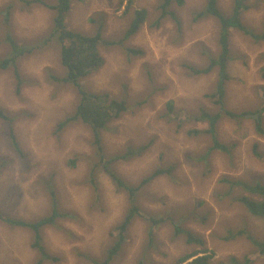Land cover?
I'll return each mask as SVG.
<instances>
[{
    "label": "rangeland",
    "instance_id": "1",
    "mask_svg": "<svg viewBox=\"0 0 264 264\" xmlns=\"http://www.w3.org/2000/svg\"><path fill=\"white\" fill-rule=\"evenodd\" d=\"M26 1L0 0V61L11 52L9 35L35 47L17 60L20 80L14 67L0 70V109L9 118H0V214L39 220L50 215L55 193L65 217L58 220V227L42 230L41 245L57 261L42 259L31 229L0 220V264L40 260L42 264H97L117 238L116 226L130 206L129 198L102 166L97 168L96 188L89 183L90 161L99 158L88 124L77 121L59 130V124L75 112L78 89L57 79L66 74L60 43L53 39L45 44L55 12L42 5L29 7ZM129 2L74 1L66 19L69 29L85 34H94L104 24L105 42L114 43L101 45L104 65L81 82L90 93L124 100L129 108L102 132L106 159L153 142L144 152L114 163V171L138 185L157 168L173 167V174L156 177L145 186L139 199L142 214L129 227L126 244L111 264H138L145 256V264H174L197 249L212 253L214 264H232L234 257L239 264L248 260L264 264L246 236L229 237L230 230H245L264 238V221L237 200L245 190L230 184H264V133L256 131L253 118L226 115L218 125V137L233 150L231 154L217 150L206 157L212 145L204 132L208 123L192 118L219 111L209 97L218 69L210 74H195L191 69L205 68L218 53L219 23L215 18L195 21L206 0H185L183 6L172 8L183 20L181 26L168 20L160 28H151L160 0H133L125 13ZM233 2L219 0V5L230 13ZM247 4L243 23L264 32V0H247ZM143 8L150 12L148 24L126 37L134 11ZM230 54L226 109L243 114L263 108L264 42L255 43L232 30ZM13 132L19 149L12 143ZM256 144L261 158L253 151ZM154 216L171 217L205 245H189L170 219L153 228L150 218Z\"/></svg>",
    "mask_w": 264,
    "mask_h": 264
},
{
    "label": "trees",
    "instance_id": "2",
    "mask_svg": "<svg viewBox=\"0 0 264 264\" xmlns=\"http://www.w3.org/2000/svg\"><path fill=\"white\" fill-rule=\"evenodd\" d=\"M74 1L83 2L84 0H57L55 4L47 3L44 0H28L26 4L30 7L33 5H42L52 10L54 13V26L51 31V35L45 40V44H48L53 39L61 45V60L62 64L66 68V74L63 77H58L57 79L61 83H71L77 89L79 93L78 104L76 106L75 112L68 116L64 121L59 124V130H63L74 122H83L88 124L94 133V143L96 146L95 154L99 160L94 159L90 161V167L92 175L90 177V184L93 186L95 184L96 188V175L97 168L103 167L108 171L112 180L115 182L117 189L121 192H125L129 198V208L126 211L122 221L116 226L118 231L117 238L114 244L107 251L103 260L98 261L97 264H111L122 252L126 241L127 232L133 221L140 217L142 212L139 207V199L141 193H144L145 186L148 185L154 178L162 177L164 175L173 174V167L168 168H157L154 173L148 178L142 180L138 185L131 184L118 175L114 169L113 164L121 159H126L135 154H140L147 150L151 145L144 146L138 149V151L130 150L127 154L123 156H115L111 159H106L103 151V141L102 132L106 130L109 125L119 119L123 114L128 112L129 108L124 100H118L104 94H94L85 90L81 82L90 74L94 73L104 65V57L101 53V45L108 44L112 45L113 42L107 43L104 40V24H99L94 34H85L82 32H75L66 26V19L68 13L72 9V4ZM133 0H130L129 6L127 7L125 13L130 12V7ZM34 3V4H32ZM185 0H160L158 4V17L151 19V28H160L166 21L172 20L176 25H182L183 20L178 16L175 10H173L174 5L183 6ZM250 6L247 4V0H234L233 7L230 13L223 11L219 5V0H206L205 7L195 14V21L201 19L215 18L220 25V31L218 34V45L219 51L215 56L209 58V64L203 69H196L191 67L195 74H210L215 69H218V79L214 93L209 95L215 105L219 106V111L216 113H209L204 111L201 117H192L193 119L206 121L208 123L207 128L204 132L208 133L211 137L212 145L210 146L206 157L212 155L215 151L221 150L225 153L231 154L232 146L221 143L218 137V125L221 123L223 118L227 115L233 118H243L246 115H259L258 119H255L256 131L260 134L264 133L263 128V116L264 111V86H261V99L263 102V108L249 112L238 114L226 109V89L230 81V74L228 72V67L230 65V37L232 30L239 31L245 36L251 38L255 43L264 42V32L257 33L254 29L246 26L243 23V14L247 11ZM150 12L143 9H136L133 13L131 25L128 29L126 37H130L136 34L142 25L149 22ZM97 23V21H95ZM11 46V52L7 57L0 61V70H6L14 67L16 76L19 78V71L17 69V60L22 56L31 54L35 51L34 45H28L25 41L18 40L12 35L6 40ZM117 43V42H115ZM134 53L133 51H129ZM141 53V51H138ZM136 54V53H134ZM261 78L264 80V65L260 70ZM170 111L173 110V106H169ZM0 118L9 119L5 112L0 109ZM11 140L13 145L19 149V144L14 135H11ZM254 153L257 157L261 158L262 155L259 153L258 145L253 147ZM204 155V157H205ZM202 158L205 160L206 158ZM76 161H73V164ZM231 186L234 188H243L245 193L238 197V201L249 211V213L259 219L264 221V184L263 183H244L241 181L230 182ZM51 205L52 211L50 215L40 218L35 221H27L20 218H12L10 216H5L0 214V220L12 227H22L29 228L36 234V242L39 251L42 254V259L57 261V258H51V256L46 253L45 248L42 244V230L47 227H58V220L65 217V214L61 213L58 209L56 194L51 195ZM70 217V216H69ZM71 218H74L71 217ZM171 220L176 233L178 235L185 234L187 236V243L189 245H205L202 238L197 237L195 234L187 232L183 225H179L178 222L173 220L171 217H167ZM169 219H164L161 217H151L150 222L153 228L163 223L167 222ZM153 235V230L151 231V236ZM246 236L252 243L255 250L259 253L260 258L264 259V238H258L252 234L247 233L245 230H239L234 232L230 230L229 237L231 239H237L238 237ZM39 242V244H38ZM212 253H209L207 249H197L185 256L179 258L174 264H214ZM143 259V258H142ZM139 260L138 264H145L147 261V256L144 260ZM43 260H40L38 264H42ZM92 263H95L92 261ZM232 264H239L240 260L236 257L231 259ZM253 260H248L247 264H253ZM96 264V263H95Z\"/></svg>",
    "mask_w": 264,
    "mask_h": 264
},
{
    "label": "water",
    "instance_id": "3",
    "mask_svg": "<svg viewBox=\"0 0 264 264\" xmlns=\"http://www.w3.org/2000/svg\"><path fill=\"white\" fill-rule=\"evenodd\" d=\"M246 118H253V119H258L259 115H246Z\"/></svg>",
    "mask_w": 264,
    "mask_h": 264
},
{
    "label": "bare ground",
    "instance_id": "4",
    "mask_svg": "<svg viewBox=\"0 0 264 264\" xmlns=\"http://www.w3.org/2000/svg\"><path fill=\"white\" fill-rule=\"evenodd\" d=\"M35 1V0H34ZM32 4H34V3H32ZM148 24V23H147ZM141 49H142V47H141ZM143 50V49H142ZM233 55V54H232ZM262 89V88H261ZM254 151V150H253Z\"/></svg>",
    "mask_w": 264,
    "mask_h": 264
}]
</instances>
